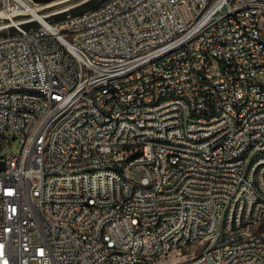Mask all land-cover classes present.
Here are the masks:
<instances>
[{"label": "built area", "instance_id": "1", "mask_svg": "<svg viewBox=\"0 0 264 264\" xmlns=\"http://www.w3.org/2000/svg\"><path fill=\"white\" fill-rule=\"evenodd\" d=\"M71 1L44 11L32 0H0V29H14L0 36V264H145L157 256L186 264V255L196 264H264L254 255L264 234L243 240L250 220L258 226L264 215V158L253 157L264 146V7L103 0L54 21L85 0L55 7ZM132 55L139 65H129ZM8 84L46 88V96L7 92ZM57 111H67L62 123H54ZM41 123L51 125L50 138H40ZM206 131L219 138L183 141L186 150L154 144ZM16 138L19 151L10 147ZM134 142H144V153L125 160ZM118 174H126L124 198L115 195ZM149 178L156 187L138 189ZM117 200L127 204L122 220ZM208 241H217L213 252Z\"/></svg>", "mask_w": 264, "mask_h": 264}, {"label": "bare ground", "instance_id": "2", "mask_svg": "<svg viewBox=\"0 0 264 264\" xmlns=\"http://www.w3.org/2000/svg\"><path fill=\"white\" fill-rule=\"evenodd\" d=\"M101 2V0L92 1L88 6H92ZM48 6V5H47ZM37 7V6H36ZM35 5L31 9L35 17L39 18L41 15L36 11ZM256 7H264V0H250L247 3V11H255ZM51 13H46L49 15ZM1 15V12H0ZM260 16H264V9H260ZM4 25L0 24V28H4ZM140 55H132L129 58V65H139ZM123 75H132V67H124ZM7 92H20L25 93V96H46V88L28 87L27 84H8ZM172 99H179V92H172ZM67 118V111L53 112L54 123H62L63 119ZM51 125L49 123H41L40 126V138H50ZM219 138V131H206L204 136L200 133H182V139H175L172 142V138L166 136L154 137V144L172 145V149L186 150V143H198L208 144V139ZM144 153V142H134V148H130L125 153V160H134L138 156ZM253 157L264 158V146L257 147L253 150ZM125 182L126 174H118L114 184V191L117 198L125 197ZM149 187H156V178H149V182L138 181V189H149ZM129 189H137V182H129ZM253 189H260V181H253ZM233 209H240V202H233ZM127 211V204L125 200L116 201L115 220H122L123 213ZM262 221H264V215H262ZM257 224V220H250L249 225L246 227V231L243 233L244 241H252L257 235V229L253 226ZM217 229L219 233H228V224L224 221H217ZM258 234H264V231L258 230ZM107 237H114V230H107ZM200 242H192V248L197 246ZM217 248V241L206 242V252H213ZM200 252V250L198 251ZM254 255L257 257H264V248H254ZM186 264H196L197 256L190 255L185 258ZM145 264H165L164 256H157L154 259H145Z\"/></svg>", "mask_w": 264, "mask_h": 264}, {"label": "water", "instance_id": "3", "mask_svg": "<svg viewBox=\"0 0 264 264\" xmlns=\"http://www.w3.org/2000/svg\"><path fill=\"white\" fill-rule=\"evenodd\" d=\"M32 1L34 3L43 4V3L51 2L53 0H32ZM77 1H79V0H73L71 2H67V3H63V4H58L55 7H57V8H59V7H65L67 5H70L72 3H75ZM92 1H95V0H85L84 2H81L80 4H77V5L73 6L72 8H69L68 10H65V11H63V12L55 15L53 17V19H54V21L59 22V21L64 20L65 18H67L70 15L73 16V15L79 14V13H81V12H83V11L91 8V7H93L94 5H96V4H94L92 6L86 7L90 3H92ZM101 1H103V0H101ZM3 21L5 22L6 20L3 19ZM3 30L4 29H0V36H4V35H7V34H10L11 32H13L14 29L12 27H9V28H6L5 29L6 30L5 32Z\"/></svg>", "mask_w": 264, "mask_h": 264}, {"label": "rangeland", "instance_id": "4", "mask_svg": "<svg viewBox=\"0 0 264 264\" xmlns=\"http://www.w3.org/2000/svg\"><path fill=\"white\" fill-rule=\"evenodd\" d=\"M39 7H41V9L44 11L50 10L51 8H54V7H48L45 3L39 5ZM0 20H1L0 24L4 23L1 15H0ZM3 31L5 32L6 30L4 29ZM10 147L13 151H19L20 147H21L20 138H16L15 140H13ZM253 228L264 231V221H262L260 224H258V226H257V224L254 225ZM199 250H200V244H197V246H194L192 248V252H198ZM188 256H190V255H186L185 258H187Z\"/></svg>", "mask_w": 264, "mask_h": 264}]
</instances>
